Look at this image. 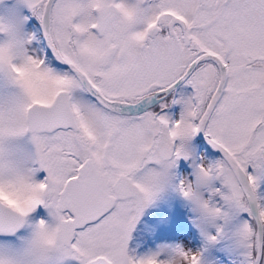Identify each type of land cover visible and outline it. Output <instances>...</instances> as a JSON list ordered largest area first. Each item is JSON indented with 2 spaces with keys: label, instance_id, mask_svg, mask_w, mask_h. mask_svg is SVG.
Here are the masks:
<instances>
[{
  "label": "snow or ice",
  "instance_id": "snow-or-ice-1",
  "mask_svg": "<svg viewBox=\"0 0 264 264\" xmlns=\"http://www.w3.org/2000/svg\"><path fill=\"white\" fill-rule=\"evenodd\" d=\"M0 264H264V0H0Z\"/></svg>",
  "mask_w": 264,
  "mask_h": 264
}]
</instances>
